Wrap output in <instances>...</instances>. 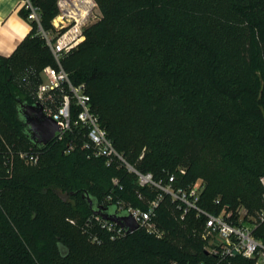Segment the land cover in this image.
<instances>
[{"label": "trees", "instance_id": "trees-1", "mask_svg": "<svg viewBox=\"0 0 264 264\" xmlns=\"http://www.w3.org/2000/svg\"><path fill=\"white\" fill-rule=\"evenodd\" d=\"M57 1L31 0L47 31L53 29ZM96 2L100 18L84 27V40L61 62L73 84L85 83L91 109L115 148L156 180L167 182L174 174L177 187L195 184L204 175L209 182L198 204L217 214L223 207L239 205L231 197L237 195L230 192L232 183L217 176L212 179L205 169L197 168L203 151L216 144L244 187L261 197L264 205V0ZM30 12L25 5L20 10L32 24L31 31L10 56L0 55V264L218 262L201 236L205 217L191 210L181 218L170 194H164L152 217L164 232L162 237L143 227L113 237L98 222L84 194L104 206L122 201L146 210L158 189L141 185L138 175L117 157L107 164L105 157L90 155L91 149L84 146L88 128L75 124L76 105H72V126L62 138L44 146L30 139L17 107L22 101L36 102L43 68L57 66ZM122 46L128 58L144 62L143 72L153 84L140 90L141 106L153 109L154 98L169 94L189 119L191 131L180 158L169 148L168 131L162 139L146 143L145 149L127 147L130 125L123 98L133 75L120 63ZM90 52L96 55L84 57ZM20 151L35 152L38 162L25 165ZM12 155L25 169L9 176ZM178 165L186 169L184 174L174 171ZM220 188L222 196L217 195ZM255 235L264 242V222ZM220 262L256 264L244 256Z\"/></svg>", "mask_w": 264, "mask_h": 264}, {"label": "built area", "instance_id": "built-area-1", "mask_svg": "<svg viewBox=\"0 0 264 264\" xmlns=\"http://www.w3.org/2000/svg\"><path fill=\"white\" fill-rule=\"evenodd\" d=\"M24 5L31 9L29 17L38 21L41 35L45 38L57 63V66L47 65L43 68V81L38 84L34 94L35 100L43 105L44 111L56 119L62 127L56 132L54 138H62L64 133L71 128L72 105H76L79 111L75 124H82L88 128V140L84 146L91 149L90 155L105 157L107 164L117 157L129 170L138 175L141 185H149L158 189L157 196L149 203L146 210L126 206L122 201L117 202L118 210H128L138 222L139 227L162 237L164 232L156 225L152 217L164 194H170L181 210V218H184L191 210L196 211L197 217L200 215L205 217L201 236L207 242L206 249L218 256L219 261L215 264H221L220 261L234 256H244L255 260L256 264H264V242L255 235V229L264 222V209L258 218L246 224L240 217L241 208L239 207L233 211L223 207V214L222 212L211 213L200 207L198 203L202 193L201 185L191 184L187 187H177L173 184L176 180L173 174L169 176L167 182H164L163 179L156 180L151 172H140L115 148L106 129L100 125L98 116L91 109L90 96L86 92L85 83L79 85L72 83L61 60L84 40V27L92 14L96 1L58 0V12L52 20L53 29L48 31L42 27L38 10L31 0H24ZM56 92H58L57 95ZM19 154L30 164L38 162L39 156L33 151H20ZM261 182L264 186V176L261 177ZM216 201L219 202V199ZM94 216L103 227L113 232V237L126 233L117 222L105 219L99 214L94 213ZM70 221L74 222V220ZM86 224L90 227L92 219H89ZM93 239L96 240L97 237L94 236Z\"/></svg>", "mask_w": 264, "mask_h": 264}, {"label": "rangeland", "instance_id": "rangeland-1", "mask_svg": "<svg viewBox=\"0 0 264 264\" xmlns=\"http://www.w3.org/2000/svg\"><path fill=\"white\" fill-rule=\"evenodd\" d=\"M100 16L101 11L96 2L86 26L96 22ZM120 43L123 44V41ZM92 54L93 52H90V54L86 53L84 54V57H89ZM93 55L96 54L94 53ZM120 61L121 65L123 64L133 75L124 91L123 98V101L127 102L128 105V107H126L125 119L130 125L129 130H127V147L130 148V150H134L136 147H138L137 149L140 147L145 149L144 145H146V143H149L153 139L160 138L164 131H168L171 133L170 136L166 138L171 142L169 148L178 158H180L184 141L187 139L191 131V126L188 122L189 119L181 112L177 100L169 94H164L165 96L160 100L153 99L154 110L141 106L138 102L140 90L145 89V87L146 89H150L147 87H152L153 85L149 83L150 81L148 80L147 75L143 72L144 62L133 61L128 58L123 46L120 51ZM159 83L160 81L158 80L157 83H155V87H159ZM180 127H184V130L181 129V131L179 129ZM18 156L21 158L20 154ZM16 158H18L16 155L10 157L9 167L6 172L9 176L16 174L19 170L20 172L24 171L25 167H23V165L25 164L28 166L30 164L24 160V164L20 166L17 164L18 160L16 161ZM197 168L199 170L205 169V173L207 175L209 174L212 179L217 176L221 177L222 180L225 179L226 182L232 183L230 192H236L237 195H231V197L234 199L235 203L239 205L236 208H241L240 217L243 219L244 223L250 224L253 222L254 218H258L259 214L264 209L261 197L255 196L249 189L244 187L241 179L237 176V173H235L226 158L223 156L218 145H210L205 151H203L201 158L198 161ZM174 171L184 174L186 169L178 165L175 166ZM208 182L209 180L202 174L195 180V184L202 186V191L208 186ZM217 195L222 196L223 189L220 188ZM230 210L233 211L236 209ZM223 212L224 210L222 208L219 213L223 214Z\"/></svg>", "mask_w": 264, "mask_h": 264}, {"label": "water", "instance_id": "water-1", "mask_svg": "<svg viewBox=\"0 0 264 264\" xmlns=\"http://www.w3.org/2000/svg\"><path fill=\"white\" fill-rule=\"evenodd\" d=\"M18 115L27 125V134L38 146L50 143L56 132L61 130V125L56 119L48 115L40 102L19 103ZM93 213L101 215L103 218L117 222L126 232H131L139 227L138 222L128 210H118L116 205L104 206L99 204L91 195L84 194Z\"/></svg>", "mask_w": 264, "mask_h": 264}, {"label": "crops", "instance_id": "crops-1", "mask_svg": "<svg viewBox=\"0 0 264 264\" xmlns=\"http://www.w3.org/2000/svg\"><path fill=\"white\" fill-rule=\"evenodd\" d=\"M24 0H0V55L10 56L25 36L32 24L20 15Z\"/></svg>", "mask_w": 264, "mask_h": 264}]
</instances>
